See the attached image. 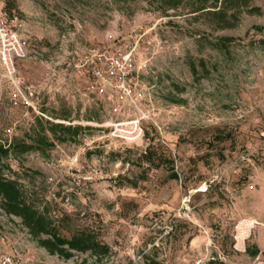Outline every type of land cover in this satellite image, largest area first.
<instances>
[{"label": "rangeland", "instance_id": "rangeland-1", "mask_svg": "<svg viewBox=\"0 0 264 264\" xmlns=\"http://www.w3.org/2000/svg\"><path fill=\"white\" fill-rule=\"evenodd\" d=\"M5 2L0 19L25 58L13 80L0 63V144L38 118L80 131L65 142L47 133L46 154L10 157L4 173L64 236L89 226L110 254L49 255L1 209L0 254L21 264H264V0L253 2L260 15L218 32L142 0H15L11 18ZM219 37L233 42L214 49ZM110 57L131 59L129 94L95 78ZM47 73L50 85L27 90ZM134 120L140 143L110 136Z\"/></svg>", "mask_w": 264, "mask_h": 264}, {"label": "trees", "instance_id": "trees-1", "mask_svg": "<svg viewBox=\"0 0 264 264\" xmlns=\"http://www.w3.org/2000/svg\"><path fill=\"white\" fill-rule=\"evenodd\" d=\"M85 1V0H73ZM134 0H112L118 5H126ZM149 2L153 9L164 17L168 12H181V15L190 16L195 22H201L212 32L236 29L244 15H260L261 9L254 6V0H142ZM15 0H6L4 12L11 18L12 11L16 10ZM233 42L232 38L219 37L211 47L226 50ZM264 47V39L260 41ZM195 73V66H191ZM80 127H64L62 124L45 123L41 118L24 134L23 139H12L9 143L0 144V209L7 216L20 219L21 225L32 240L49 255L57 256L63 260L71 259L74 254H89L96 261H101L110 254V248L104 244L97 232L89 226L78 229L69 236L61 233V227L49 213L46 206H37L30 197H27L17 181L7 177L5 170L9 171L5 160L10 157L36 152L46 154L53 147V142L47 133L60 142L66 138H75ZM150 149L143 151V158H148ZM149 162V161H148ZM170 179L176 180L177 174L172 173ZM257 247L251 252L258 254Z\"/></svg>", "mask_w": 264, "mask_h": 264}, {"label": "built area", "instance_id": "built-area-1", "mask_svg": "<svg viewBox=\"0 0 264 264\" xmlns=\"http://www.w3.org/2000/svg\"><path fill=\"white\" fill-rule=\"evenodd\" d=\"M23 58H25L23 46L19 43L15 34L8 32L3 22V18L0 19V63L9 79H14L16 72L14 67L15 61ZM131 72L132 62L130 58L110 57L107 59L105 67L103 69H94L93 74L97 81L104 82V87H107L112 91L115 90L116 92H120L123 96L129 94L127 79ZM50 82L51 76L47 73L39 83L29 85L26 88L27 90H32L33 93H36V91H41L43 87L50 85ZM103 89V87L99 89L100 94L104 92ZM109 134L110 136L123 140L130 145L140 143L144 136L143 130L137 120L113 124ZM260 137L261 144L264 147V128L260 131ZM0 264L21 263L11 254H0Z\"/></svg>", "mask_w": 264, "mask_h": 264}]
</instances>
